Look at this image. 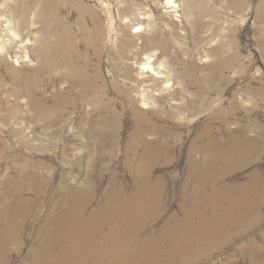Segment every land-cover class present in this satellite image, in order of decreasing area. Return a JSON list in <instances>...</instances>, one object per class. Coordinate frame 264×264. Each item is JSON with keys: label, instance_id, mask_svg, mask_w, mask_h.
I'll return each instance as SVG.
<instances>
[{"label": "rangeland", "instance_id": "rangeland-1", "mask_svg": "<svg viewBox=\"0 0 264 264\" xmlns=\"http://www.w3.org/2000/svg\"><path fill=\"white\" fill-rule=\"evenodd\" d=\"M7 17L3 39H13L10 54L0 53V235L8 224L16 231L4 243L8 257L2 264H30L35 249L54 237L55 253L45 261L71 246L75 254L66 260L72 264H112L109 228L98 230V221L72 230L59 225L71 196L85 185H93L86 218L114 178L133 187L137 160L131 161L124 146L135 123L124 89L139 105L145 93L149 111L162 107V142L176 146L154 165V175L163 181V202L149 216L146 232L158 233L169 221L175 230L183 226L181 235L189 237L192 251L175 264H264V184L246 187L251 178L264 180V0H0V22ZM22 47L28 56L18 58ZM148 56L162 76L140 72ZM94 87L103 92L99 113L93 97L100 93ZM102 116L110 132L99 145ZM196 134L202 135L197 145L225 150L219 163L211 167L214 159L206 163L208 155L192 149ZM202 173L208 177L204 183ZM7 205L8 210L17 207L11 220L4 214ZM137 240L131 237L123 250L134 248Z\"/></svg>", "mask_w": 264, "mask_h": 264}, {"label": "bare ground", "instance_id": "bare-ground-1", "mask_svg": "<svg viewBox=\"0 0 264 264\" xmlns=\"http://www.w3.org/2000/svg\"><path fill=\"white\" fill-rule=\"evenodd\" d=\"M172 1V0H171ZM171 7V4H170ZM173 7V6H172ZM9 23V19L7 18H2L1 22H0V53H3L5 56H8L10 54V48L8 47L10 42L9 40L13 39L11 36L8 37V39H3L4 34H8L3 32L5 29H9L8 24ZM7 24V25H6ZM138 25V24H137ZM12 30V29H11ZM10 30V32H12ZM8 31V30H7ZM11 34V33H10ZM22 40V39H21ZM68 40V39H67ZM15 41V40H14ZM29 42V41H27ZM25 43V42H24ZM14 44V43H13ZM12 45V44H10ZM26 46V45H25ZM73 46V45H72ZM69 47V46H68ZM24 48L23 53L20 55L18 54V58L22 57H27L28 56V50L25 47ZM13 49V48H12ZM13 53V52H12ZM12 55V54H11ZM16 57V54H15ZM139 70L142 73H147L150 72V74L155 75L156 78L162 76V71L160 70L159 67H155L154 64L152 63V58L151 57H147L146 60L144 62H141L139 64ZM189 73V72H188ZM145 75V74H144ZM202 80V79H201ZM199 81V80H198ZM201 86V85H200ZM160 88V87H159ZM94 90L99 92V88L98 87H94ZM160 92L163 91L162 88L158 89ZM158 92V91H157ZM100 94L96 95L95 97H93V102L95 103L96 106H98V113L101 111V106L103 104V92H99ZM123 93H125V96H127L128 100H129V114L134 118V128L130 133L129 139L125 144V152L127 153L128 157L131 158V161H136L137 163L135 165H137L138 167L132 171V173L134 172V181H133V187L128 188L126 187V185H124V183H121L120 181H118L117 178H114V180H111L112 182L109 184L102 200L99 202L97 208H95L92 212L89 213L88 217H85V208L87 207L88 203L91 202V196H92V190H93V185L87 184L84 187L81 188V190L79 191L78 194H75L72 197V200L70 201V208H69V212H65L64 211V216L61 219L60 222V227L61 229H73L75 227H80V225H89L94 227L95 225V221L100 222L102 224H96V228L98 230H107L108 228V232L110 234V232L112 233V238H109L107 241V244H113L115 245L112 246V248H110V252L111 255L113 256V260H112V264H144L146 262V259L150 262H147V264H175L177 263L179 260L184 259L185 257H188V253L191 250V245L189 243V237L188 236H183L181 235L182 232L180 231V228H182L183 226H179L180 228H178L177 230L174 229L173 225H171L170 221H169V226L164 227L161 231H159L158 233H154V230H150L149 234L146 232V228L145 226L147 225L146 223H148L147 221L149 220V216L153 215L154 213H156V210L159 208H162V202H163V198H162V193H161V186L160 187V182H163L162 180H160L159 176H155L154 175V165L157 161V158H159L160 154L163 153L164 151L169 152L171 149L175 148L176 146L170 143H166L164 144L162 141V135L164 134V131L162 128H164V125H161L162 128L160 127V124L158 123L159 121V117H160V112H161V108L157 109V110H152L149 111L147 110L150 105V100L148 98V96H145V93H140L141 97H140V105L138 103V100L133 97L130 92L126 89L123 90ZM139 94V93H138ZM137 96V94H136ZM171 106V105H170ZM142 107V108H140ZM160 107V106H159ZM166 107H164L165 109ZM179 108V107H178ZM182 109V108H181ZM169 110V109H168ZM172 110V109H171ZM173 111V110H172ZM164 112V111H163ZM165 113V112H164ZM169 113V112H168ZM173 114V113H172ZM166 116V114H165ZM164 119V118H163ZM169 119V118H168ZM166 120V118H165ZM169 121V120H168ZM99 122V127L97 130V143L99 145H104L105 142H107V134L110 132L109 131V123L106 121V119L104 118V116L100 117V119L98 120ZM222 122V119H221ZM223 123V122H222ZM168 125V124H167ZM225 125V124H224ZM171 126V125H170ZM169 127V126H168ZM173 127V126H172ZM170 128V127H169ZM205 129V128H203ZM210 129V127H209ZM212 129V128H211ZM165 131L169 129H164ZM172 129L167 133L169 135H175L174 132H171ZM173 131L177 132L176 129H173ZM208 129L204 130L203 135H207V133H209ZM220 131V130H219ZM221 132V131H220ZM166 133V132H165ZM179 134V133H178ZM212 134V133H211ZM168 135V136H169ZM195 135V134H194ZM196 138L193 139L192 143L194 142V146L192 149L195 150H201L203 152L206 153V155H208L207 157L205 156V162L209 163L210 159H214L210 162V166L213 164H217L221 161L220 156L222 154H224V151H222V149L218 148V147H208L205 144H201V145H197V141L199 139H201L202 135L200 134H196ZM176 136V135H175ZM181 136V135H180ZM209 136V135H208ZM195 137V136H194ZM168 138V137H167ZM171 138V136H170ZM169 138V139H170ZM180 138V137H177ZM208 138V137H207ZM168 139V140H169ZM118 137L114 138V146H117L116 144H118ZM166 140V139H165ZM209 140V139H208ZM167 141V140H166ZM213 142V141H212ZM208 143V142H207ZM242 143V142H241ZM237 145L239 148H241V150H245L244 146ZM209 144V143H208ZM213 144V143H212ZM217 144V143H216ZM193 145V144H192ZM244 145V144H243ZM246 145V144H245ZM212 146V145H211ZM215 146V145H214ZM236 146V147H237ZM235 147V148H236ZM246 147V146H245ZM191 148V146H190ZM177 149V148H176ZM175 149V150H176ZM228 149V147H227ZM234 149V148H233ZM232 150V149H231ZM173 151V150H172ZM192 151V150H191ZM190 151V152H191ZM228 151V150H227ZM230 151V149H229ZM177 152V151H176ZM202 152V153H203ZM247 151L245 150V152L243 151L242 153H246ZM195 153V151H194ZM201 153V154H202ZM226 153V152H225ZM130 154H133L132 156H129ZM193 154V153H192ZM230 153H228L229 156ZM225 155V154H224ZM223 155V156H224ZM192 156V155H191ZM227 156V154H226ZM225 156V157H226ZM232 156V155H231ZM230 156V157H231ZM246 156V155H245ZM248 156V155H247ZM127 157V158H128ZM229 157V158H230ZM244 158V156H242ZM192 158V157H191ZM241 158V159H243ZM193 159V158H192ZM226 159V158H225ZM130 160V159H129ZM139 160V162H138ZM229 160V159H228ZM227 160V161H228ZM127 161V160H126ZM151 163V167L149 166V162ZM242 161V160H241ZM154 162V164H153ZM194 162V161H193ZM200 162V161H199ZM224 162V161H223ZM230 162V161H229ZM234 162V161H233ZM205 163V165H206ZM232 163V161H231ZM125 164V162H124ZM195 164V163H193ZM228 164V163H227ZM90 166H94V162L91 161L89 162ZM204 165V164H203ZM226 165V164H225ZM192 166V165H191ZM196 166V165H194ZM221 166V164L217 165V168L219 169V167ZM228 166V165H227ZM207 167V166H206ZM212 167V166H211ZM224 167V166H223ZM126 168V167H125ZM135 168V167H133ZM216 168V167H215ZM128 169V168H127ZM208 169V168H207ZM216 169V170H218ZM222 169V168H221ZM226 169V168H225ZM209 170V169H208ZM215 170V171H216ZM221 171V170H220ZM226 171V170H225ZM224 172V171H223ZM208 173H212L209 172ZM220 173V172H219ZM203 175H201V178L199 180H201L203 183L205 182L206 179H208V177L206 176V174L202 173ZM214 174V173H213ZM222 174V173H220ZM208 175V174H207ZM216 175V173H215ZM225 175V174H224ZM210 176V175H209ZM218 176V174H217ZM252 176V175H251ZM256 176V175H255ZM188 177V176H187ZM198 177V176H197ZM207 177V178H206ZM214 177V176H213ZM220 177V176H219ZM223 177V176H222ZM218 178V177H217ZM221 178V177H220ZM251 178V177H250ZM260 178V177H259ZM258 177H255L254 179L251 178L249 180L250 183L247 185L246 187H250V189H253L254 187H258L260 185L264 184V180H262L261 178L259 179ZM198 179V178H197ZM132 180V179H131ZM187 180V178L185 179ZM197 180V181H199ZM200 181V182H201ZM220 181V180H219ZM187 182V181H186ZM214 182V180H213ZM248 182V181H247ZM196 183V182H195ZM198 183V182H197ZM199 184V183H198ZM162 185V183H161ZM201 184H199L198 187H200ZM203 186V185H202ZM236 186V185H235ZM207 187V186H206ZM245 187V186H244ZM261 187V186H260ZM195 188V187H193ZM201 188V187H200ZM199 188V189H200ZM217 188V187H216ZM236 188V187H235ZM186 189V188H185ZM207 189V188H206ZM210 189V188H209ZM212 189V188H211ZM218 189V188H217ZM221 189V188H220ZM224 189V188H222ZM241 189V187H240ZM257 189V188H255ZM263 190V188H261ZM260 189V190H261ZM198 190V189H197ZM196 190V191H197ZM205 190V189H204ZM215 190V189H213ZM248 190V189H247ZM44 191V189H43ZM195 191V189H194ZM240 191V190H239ZM242 191V190H241ZM264 191V190H263ZM199 192V191H197ZM219 192V191H218ZM257 192V191H254ZM22 193V192H21ZM42 193V192H41ZM77 193V192H76ZM212 193V192H211ZM210 193V194H211ZM222 193V191H221ZM220 193V195H221ZM227 193V192H226ZM225 193V194H226ZM229 193V190H228ZM240 193V192H239ZM246 193V192H245ZM261 193V192H260ZM74 194V193H73ZM97 194V193H96ZM194 194V193H193ZM223 194V193H222ZM238 194V193H237ZM235 194V195H237ZM243 194V193H240ZM248 194V193H247ZM252 194V193H251ZM256 194V193H255ZM182 195V194H180ZM192 195V193H191ZM232 195V194H231ZM250 195V194H249ZM259 195V194H258ZM262 195V194H261ZM187 196V195H186ZM210 196V195H209ZM213 196V195H212ZM234 196V194H233ZM242 196V195H241ZM27 197V196H26ZM69 197V198H71ZM189 197V196H188ZM193 197V196H192ZM197 197V196H195ZM211 197V196H210ZM215 197V196H214ZM228 197V196H227ZM238 196H236L237 198ZM251 197V196H250ZM255 197V196H252ZM260 197V196H259ZM23 198V197H22ZM25 198V197H24ZM203 198V197H202ZM207 198V197H206ZM220 198V197H218ZM235 198V199H236ZM264 198V197H263ZM32 199V198H31ZM201 199V197H200ZM199 199V200H200ZM228 199V198H226ZM239 199V198H238ZM243 198H241L240 203L242 201ZM249 199V198H248ZM262 199V198H261ZM23 200V199H21ZM198 199H196L197 202ZM202 200V199H201ZM212 200V199H211ZM217 200V199H216ZM251 200V198H250ZM249 200V201H250ZM24 201V200H23ZM27 201V200H26ZM69 201V200H68ZM192 201V200H191ZM231 201V200H230ZM234 201V200H233ZM256 201V199L254 200ZM264 201V200H263ZM262 201V202H263ZM195 201H192V203ZM205 202V201H204ZM218 202V200H217ZM216 202V203H217ZM244 202V201H242ZM247 202V201H245ZM257 202V201H256ZM260 202V201H259ZM257 202V203H259ZM261 202V203H262ZM17 203V202H16ZM23 203V202H22ZM27 203V202H26ZM53 203V202H52ZM215 203V204H216ZM253 203V201H252ZM35 204V203H34ZM226 204V203H225ZM16 205V204H15ZM14 205V206H15ZM19 205V204H18ZM24 205V203H23ZM26 205V204H25ZM51 205V204H50ZM68 205V204H67ZM193 205V204H192ZM200 206V203L198 201V204ZM203 205V204H202ZM207 205V204H206ZM204 205V207L206 206ZM211 205V204H210ZM251 205V204H250ZM213 206V205H212ZM216 206V205H215ZM238 206L239 202H238ZM256 206V205H255ZM254 206V207H255ZM20 207V206H19ZM27 207V206H26ZM66 207V206H65ZM68 207V206H67ZM90 207V206H89ZM195 207V206H194ZM211 207V206H210ZM214 207V206H213ZM7 208H10L9 205H7ZM15 208V207H14ZM17 208V207H16ZM15 208V209H16ZM23 208V206L21 207ZM28 208V207H27ZM26 208V209H27ZM165 208V207H164ZM226 208V207H225ZM239 208V207H238ZM252 207H250L251 209ZM15 209H7V213L5 212L4 214L6 215L7 219H10L16 215L17 210ZM25 209V208H24ZM201 209V208H200ZM214 209V208H213ZM211 209V210H213ZM254 209V208H253ZM22 210V209H21ZM189 210V209H188ZM191 210V209H190ZM196 210V209H194ZM202 210V209H201ZM226 210V209H225ZM5 211V210H4ZM27 211V210H26ZM210 211V210H209ZM215 211V210H214ZM223 211V210H222ZM243 211V209H242ZM241 211V212H242ZM250 211V210H249ZM24 212V211H23ZM188 212V211H187ZM186 212V213H187ZM192 212V211H191ZM204 212V211H202ZM235 212V210H234ZM244 212V211H243ZM20 213V211H19ZM184 213V212H183ZM195 213V212H194ZM197 213V212H196ZM196 213L194 215H196ZM208 213V212H207ZM225 213V212H224ZM222 213V214H224ZM231 213V211H230ZM237 213V212H236ZM252 213V212H251ZM23 214V213H22ZM190 214V213H189ZM188 214V215H189ZM214 214V213H213ZM221 214V215H222ZM232 214V213H231ZM235 214V213H233ZM247 214V213H246ZM259 214V213H258ZM200 215V214H199ZM202 215V214H201ZM210 215V214H209ZM215 215V214H214ZM217 215V214H216ZM220 215V214H219ZM227 215V214H226ZM245 215V213H244ZM252 215V214H251ZM19 216V214H18ZM56 216V215H55ZM172 216V215H171ZM186 216V215H185ZM224 216V215H223ZM234 216V215H232ZM236 216V215H235ZM5 217V216H4ZM20 217V216H19ZM26 217V216H25ZM61 217V216H60ZM187 217V216H186ZM195 217V216H194ZM203 217V216H202ZM205 217V216H204ZM211 217V216H210ZM215 217V216H214ZM218 217V216H217ZM244 217V216H243ZM246 217V216H245ZM244 217V219H245ZM43 218V217H42ZM57 218V217H55ZM86 218V219H85ZM160 218V217H159ZM183 218V217H182ZM208 218V217H206ZM231 218V215H230ZM241 218V215H240ZM60 219V218H59ZM58 219V220H59ZM184 219V218H183ZM195 219V218H194ZM213 219V218H212ZM226 219V218H225ZM243 219V218H241ZM251 219V218H249ZM187 219H185L186 221ZM196 220V219H195ZM199 220V219H198ZM197 220V221H198ZM214 220V219H213ZM216 220V219H215ZM219 220V219H218ZM9 221V220H8ZM24 221V220H23ZM53 221V220H52ZM60 221V220H59ZM179 221V219H178ZM181 221V220H180ZM184 221V220H183ZM184 221V222H185ZM190 220H188L189 222ZM196 221V222H197ZM208 221V220H206ZM221 221H223L221 219ZM237 221V220H236ZM235 221V222H236ZM242 221V220H241ZM6 222V221H5ZM176 222V221H175ZM200 223V221H198ZM203 222V221H202ZM205 222V221H204ZM219 222V221H217ZM216 222V223H217ZM232 222V221H231ZM243 222V221H242ZM9 223V222H8ZM52 223V222H51ZM93 223V225H91ZM177 223V222H176ZM179 223V222H178ZM206 223V222H205ZM233 223V222H232ZM258 223V222H257ZM191 224V223H190ZM195 224V223H194ZM210 224V223H209ZM215 224V223H214ZM218 224V223H217ZM224 224V223H223ZM226 224V223H225ZM12 225V224H11ZM56 225V224H55ZM176 225V224H174ZM186 225V224H185ZM188 225V224H187ZM201 225V224H200ZM221 225V224H219ZM14 226V225H12ZM58 226V225H57ZM177 226V225H176ZM194 226V225H193ZM207 226L204 224V227ZM215 226V225H214ZM226 226V225H225ZM231 226V223H230ZM234 227V225H232ZM254 226V225H253ZM18 227V226H17ZM50 227V226H49ZM82 227V226H81ZM92 227L90 229H92ZM188 227V226H187ZM191 227V226H189ZM202 227V226H201ZM210 227V226H209ZM237 227V226H235ZM243 227V226H242ZM4 228V227H3ZM15 228V227H13ZM59 228V227H58ZM87 228V227H86ZM85 228V229H86ZM198 228V227H197ZM213 228V227H212ZM211 228V229H212ZM224 228V227H222ZM19 229V228H18ZM60 229V228H59ZM83 229V228H82ZM185 229V228H184ZM201 228L199 227V230ZM206 229V228H205ZM221 229V228H220ZM226 229V228H225ZM250 229V228H248ZM20 230V229H19ZM56 230V228H55ZM70 230V231H71ZM81 230V229H80ZM87 230V229H86ZM85 230V231H86ZM94 230V229H93ZM191 230V228H190ZM194 230V228H193ZM203 230V229H202ZM238 230V229H237ZM246 230V229H245ZM16 231V230H15ZM13 231V229L9 226V224L7 226H5V229H2V233L4 232L3 236L0 235V264H2L8 257V250H6L4 248V243L9 242L12 239V233L15 232ZM18 231V230H17ZM47 231V230H46ZM52 231V229H51ZM50 233L52 234L53 232ZM58 231V230H56ZM61 231V230H60ZM63 231V230H62ZM61 231V232H62ZM67 231V230H66ZM65 231V232H66ZM69 233H72L70 232ZM76 231V229H75ZM188 231V230H187ZM198 231V229H197ZM197 231L194 230L193 233ZM204 231V230H203ZM225 231V230H224ZM1 232V231H0ZM64 232V231H63ZM62 232V233H63ZM83 232V231H82ZM87 232V231H86ZM199 232V231H198ZM201 232V231H200ZM209 232V231H208ZM218 232V231H217ZM237 232V231H235ZM246 232V231H245ZM17 233V232H16ZM74 233V231H73ZM84 233V232H83ZM93 233V232H92ZM103 233V232H102ZM106 233V234H107ZM210 233V232H209ZM12 234V235H11ZM19 234V233H18ZM49 234V235H51ZM55 234V233H54ZM79 234V233H78ZM96 234V232H95ZM200 234V233H199ZM202 234V233H201ZM205 234V233H204ZM221 234V233H220ZM39 235V234H38ZM46 235V234H45ZM48 235V234H47ZM66 235V234H65ZM84 235V234H83ZM87 235V234H86ZM142 235V236H141ZM207 235V234H206ZM218 235V233H217ZM14 236V235H13ZM54 236V235H53ZM62 236V235H61ZM70 236V235H69ZM108 237L110 235H107ZM105 236V237H107ZM133 236H138L139 240H137L138 242L133 246L134 248L130 249V250H123L126 246L129 244V242H131V237ZM202 236V235H201ZM209 236V235H208ZM219 236V235H218ZM221 236V235H220ZM18 237V235H17ZM39 237V236H38ZM57 237V235H56ZM59 237V236H58ZM67 237V236H66ZM76 237V236H75ZM111 237V236H110ZM118 237V238H117ZM192 237V236H191ZM190 237V238H191ZM195 237V236H194ZM207 238V236H205ZM42 238V237H41ZM46 238V237H45ZM52 238V237H51ZM61 238V237H60ZM65 238V237H64ZM68 238V237H67ZM70 238V237H69ZM72 238V236H71ZM77 238L79 239L78 235ZM100 237H98V240H103L99 239ZM183 240L184 244L182 243L181 239ZM197 239V236L195 237ZM199 238V237H198ZM209 238V237H208ZM213 238V237H212ZM48 239V238H47ZM77 239V240H78ZM94 239V238H93ZM97 239V238H96ZM116 239H120V244L116 243ZM201 239V238H199ZM197 239V241L199 240ZM204 239V238H203ZM221 239V238H220ZM50 240V239H49ZM56 238L54 237L53 241L51 240V242H53L51 244V242L48 243H44V246L41 248H37L35 249V253H33L31 258V263L30 264H46L47 262L51 263V264H72L71 260H66L68 258H66V256H68L69 254L73 257L75 254L72 250H71V246H70V250H67L68 252L66 253V251H62L59 256H56V258L51 257V260L49 261H45L47 254L53 256L54 255V251H53V245H55L56 243ZM73 240V239H72ZM84 240V239H83ZM136 240V239H135ZM195 240V239H194ZM208 240V239H207ZM216 240V239H215ZM218 240V239H217ZM42 241V240H40ZM64 241V240H63ZM66 241V240H65ZM79 241V240H78ZM101 241V242H102ZM133 241V239H132ZM203 241V240H202ZM199 241V242H202ZM45 242V241H44ZM48 242V241H46ZM69 242V241H68ZM86 242V241H85ZM100 242V243H101ZM106 242V241H105ZM204 242V241H203ZM135 243V242H134ZM134 243H130V244H134ZM198 243V242H197ZM196 243V246H197ZM205 243V242H204ZM212 243V242H211ZM9 244V243H7ZM20 244V243H19ZM58 244V243H57ZM62 244V243H61ZM65 244V243H64ZM63 244V245H64ZM74 244V243H73ZM81 244V243H80ZM83 244V243H82ZM102 244V243H101ZM194 244V243H193ZM200 244V243H199ZM202 244V243H201ZM207 243H205L206 245ZM6 245V244H5ZM70 245V244H69ZM84 245V244H83ZM97 245V244H96ZM106 245V244H105ZM203 245V244H202ZM209 245V244H208ZM19 246V245H18ZM38 246V245H37ZM53 246V247H52ZM67 246V244L65 245ZM93 246V245H92ZM104 246V245H103ZM102 246V247H103ZM108 246V245H107ZM183 246V247H182ZM195 246V245H194ZM7 247V245H6ZM45 247V248H44ZM58 247V245H57ZM87 247V246H86ZM97 247V246H96ZM110 247V246H109ZM128 247V246H127ZM203 247V246H202ZM202 247H197V248H202ZM77 248V247H76ZM83 248H85L83 246ZM90 248V247H89ZM92 248V247H91ZM98 248V247H97ZM100 248V247H99ZM104 248V247H103ZM102 248V249H103ZM195 248V247H194ZM62 249V248H61ZM60 249V250H61ZM66 249V247L64 248ZM101 249V248H100ZM129 249V248H128ZM246 249V248H245ZM34 250V249H33ZM57 250V248L55 249ZM98 250V249H96ZM105 250V249H104ZM194 250V249H193ZM198 250V249H197ZM202 250V249H201ZM207 250V249H206ZM59 251V250H57ZM92 251V250H91ZM95 251V250H94ZM76 252V251H75ZM79 252V250H78ZM97 252V251H96ZM100 252V251H99ZM194 252V251H193ZM200 252V251H199ZM84 253V252H83ZM106 253V252H105ZM145 254L144 255H142ZM191 253V252H190ZM89 254V253H88ZM197 254V253H196ZM104 255V253H103ZM71 256L69 258H71ZM87 256V255H86ZM96 256V255H95ZM109 256V255H108ZM185 256V257H184ZM84 257V256H83ZM89 257V255H88ZM99 257V256H98ZM102 257V256H101ZM184 257V258H183ZM108 258V257H107ZM111 258V257H110ZM65 259L64 262L63 260ZM86 259V258H85ZM89 259V258H88ZM253 259V258H252ZM251 259V260H252ZM76 260V259H75ZM83 260V259H82ZM81 260V261H82ZM103 261V259H102ZM108 261V260H107ZM254 261V260H253ZM75 262V261H74ZM99 262V260H98ZM97 262V263H98ZM251 263V262H250ZM253 263V262H252ZM256 263V262H255ZM258 264L260 262H257ZM26 264V263H25ZM29 264V263H28ZM109 264V263H108Z\"/></svg>", "mask_w": 264, "mask_h": 264}]
</instances>
